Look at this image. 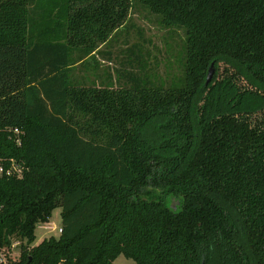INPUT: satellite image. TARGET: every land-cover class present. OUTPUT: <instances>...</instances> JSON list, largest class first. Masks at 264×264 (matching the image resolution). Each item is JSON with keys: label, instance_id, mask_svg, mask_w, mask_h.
Listing matches in <instances>:
<instances>
[{"label": "trees", "instance_id": "16d2710c", "mask_svg": "<svg viewBox=\"0 0 264 264\" xmlns=\"http://www.w3.org/2000/svg\"><path fill=\"white\" fill-rule=\"evenodd\" d=\"M135 7L185 32V79L152 82L135 44L122 86H78ZM0 157L24 166L0 178L9 264H264V0H0Z\"/></svg>", "mask_w": 264, "mask_h": 264}, {"label": "rangeland", "instance_id": "374dc122", "mask_svg": "<svg viewBox=\"0 0 264 264\" xmlns=\"http://www.w3.org/2000/svg\"><path fill=\"white\" fill-rule=\"evenodd\" d=\"M128 26L129 29L121 31L109 45L100 47L101 49L98 50L109 51L110 60L96 51L80 62L78 55L75 54L72 76L78 86L86 88L92 84L101 86L106 77L110 76L114 79V85L122 86L127 79L119 77L118 72L131 69L127 61L131 59L129 50L135 44L136 51L144 59L143 75L148 76L152 82L168 87L173 83L177 85L185 79V32L183 30L161 26L157 16L143 7L133 8ZM134 66L138 67V64ZM173 204L176 207L177 201L174 200ZM61 225L62 209L58 207L53 211L48 223L37 226V240L32 246H37L51 238H59ZM9 252V254L7 251L5 253L6 259L14 262L20 259L22 249L19 245L12 246ZM114 264H135V262L120 255Z\"/></svg>", "mask_w": 264, "mask_h": 264}, {"label": "built area", "instance_id": "2783aa9c", "mask_svg": "<svg viewBox=\"0 0 264 264\" xmlns=\"http://www.w3.org/2000/svg\"><path fill=\"white\" fill-rule=\"evenodd\" d=\"M6 131L12 136L17 143L18 146H21L23 143V138L25 132L16 127V128H7ZM24 174V166L22 163L18 162L13 158H4L0 157V178L1 177H16L22 178ZM62 232V229L59 228V233ZM19 243L13 244L14 246H18ZM8 254L9 250H6ZM5 250H0V264H9L8 259H6Z\"/></svg>", "mask_w": 264, "mask_h": 264}, {"label": "water", "instance_id": "95a60500", "mask_svg": "<svg viewBox=\"0 0 264 264\" xmlns=\"http://www.w3.org/2000/svg\"><path fill=\"white\" fill-rule=\"evenodd\" d=\"M214 73H215V68H214V63H212L211 66H210V68H209V70H208L206 85H208L209 83L212 82L213 77H214ZM172 206H173V208H175V205L174 204Z\"/></svg>", "mask_w": 264, "mask_h": 264}, {"label": "crops", "instance_id": "0c3cea01", "mask_svg": "<svg viewBox=\"0 0 264 264\" xmlns=\"http://www.w3.org/2000/svg\"><path fill=\"white\" fill-rule=\"evenodd\" d=\"M102 47H103V46H102ZM102 47H101V48H102ZM101 48H100V49H101ZM98 52H99V51H98Z\"/></svg>", "mask_w": 264, "mask_h": 264}]
</instances>
